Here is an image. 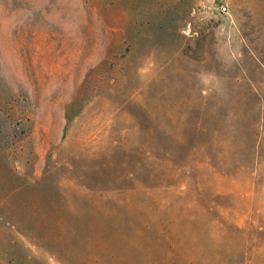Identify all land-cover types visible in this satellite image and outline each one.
Listing matches in <instances>:
<instances>
[{
	"label": "rangeland",
	"instance_id": "374dc122",
	"mask_svg": "<svg viewBox=\"0 0 264 264\" xmlns=\"http://www.w3.org/2000/svg\"><path fill=\"white\" fill-rule=\"evenodd\" d=\"M0 264H264V0H0Z\"/></svg>",
	"mask_w": 264,
	"mask_h": 264
},
{
	"label": "built area",
	"instance_id": "2783aa9c",
	"mask_svg": "<svg viewBox=\"0 0 264 264\" xmlns=\"http://www.w3.org/2000/svg\"><path fill=\"white\" fill-rule=\"evenodd\" d=\"M221 7H222V9H224V10L227 9V6H225V5H222Z\"/></svg>",
	"mask_w": 264,
	"mask_h": 264
}]
</instances>
